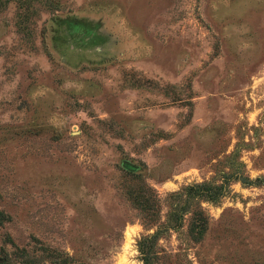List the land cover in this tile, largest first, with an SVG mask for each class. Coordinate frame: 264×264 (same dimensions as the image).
Returning <instances> with one entry per match:
<instances>
[{"label": "rangeland", "instance_id": "obj_1", "mask_svg": "<svg viewBox=\"0 0 264 264\" xmlns=\"http://www.w3.org/2000/svg\"><path fill=\"white\" fill-rule=\"evenodd\" d=\"M0 210V264H264V0H0Z\"/></svg>", "mask_w": 264, "mask_h": 264}, {"label": "trees", "instance_id": "obj_2", "mask_svg": "<svg viewBox=\"0 0 264 264\" xmlns=\"http://www.w3.org/2000/svg\"><path fill=\"white\" fill-rule=\"evenodd\" d=\"M204 196V194H201ZM10 220V216L0 210V225ZM157 233L152 237L155 238ZM143 242L140 246V251L144 254V264H153L147 252H145ZM5 264H48L42 257L31 256L25 249H17L12 255L6 256Z\"/></svg>", "mask_w": 264, "mask_h": 264}]
</instances>
